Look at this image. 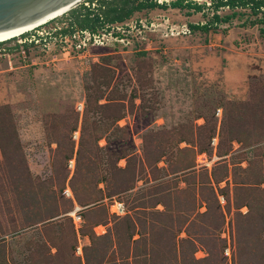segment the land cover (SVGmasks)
Segmentation results:
<instances>
[{
    "label": "rangeland",
    "instance_id": "1",
    "mask_svg": "<svg viewBox=\"0 0 264 264\" xmlns=\"http://www.w3.org/2000/svg\"><path fill=\"white\" fill-rule=\"evenodd\" d=\"M121 1L0 42V264H264L259 11ZM85 11L123 42L75 53Z\"/></svg>",
    "mask_w": 264,
    "mask_h": 264
},
{
    "label": "trees",
    "instance_id": "2",
    "mask_svg": "<svg viewBox=\"0 0 264 264\" xmlns=\"http://www.w3.org/2000/svg\"><path fill=\"white\" fill-rule=\"evenodd\" d=\"M165 5L166 3H159L156 2V0H122L119 7L112 9L117 14L108 18L106 21L108 23H119L125 20L134 11H140L142 9L163 8ZM167 5L174 8H182L183 6H186L189 8H193L194 10H198L202 7L200 4H196L195 2L190 1H187L185 2V4H182V0H170ZM209 5L212 9L210 17L203 23L189 24V27L191 29L199 28L207 30V28L211 26H216L219 23L227 22L236 15L242 14L234 10L235 8L247 7L251 11V14H257V11H259L260 16L258 21L261 25L259 31L261 33H264V0H209ZM222 7H227L231 9V12L226 14H219L218 9ZM82 8H84V6H82ZM76 12L77 9L75 8L69 11L70 14ZM89 13L90 12L86 11L82 13V17L78 22V25H81L80 29L86 28L92 32L95 29L92 22L94 20L98 22V18L97 16H95L93 19L88 18ZM90 19H92L93 21ZM88 23L90 24L87 25ZM98 24L101 23L98 22Z\"/></svg>",
    "mask_w": 264,
    "mask_h": 264
},
{
    "label": "water",
    "instance_id": "3",
    "mask_svg": "<svg viewBox=\"0 0 264 264\" xmlns=\"http://www.w3.org/2000/svg\"><path fill=\"white\" fill-rule=\"evenodd\" d=\"M81 1L0 0V34L47 22Z\"/></svg>",
    "mask_w": 264,
    "mask_h": 264
},
{
    "label": "built area",
    "instance_id": "4",
    "mask_svg": "<svg viewBox=\"0 0 264 264\" xmlns=\"http://www.w3.org/2000/svg\"><path fill=\"white\" fill-rule=\"evenodd\" d=\"M115 32L112 29H109L108 31L101 32V33H93V32H89V31H80L81 32V39H79L77 42L73 43V47H74V51L75 53H81L83 54V52H85V48H87V46H98V45H103L106 44L107 42H115V41H119V42H123L122 41V37H118L117 34L120 31V33H123V30L121 29L120 26H114ZM182 31V29H180ZM187 30V28H184L183 33H185ZM118 35H122L125 36L123 34H118ZM71 36V35H70ZM71 38H74V35L72 34ZM126 39V38H124ZM29 41V39H28ZM31 41V40H30ZM128 43V41H126ZM76 109L80 110L81 106L77 105ZM72 137L75 138L76 137V132H74L72 134ZM65 194H69L68 191H65ZM113 207L112 211L113 214L115 215H119L120 213H122V210H120V208L116 205H111Z\"/></svg>",
    "mask_w": 264,
    "mask_h": 264
},
{
    "label": "bare ground",
    "instance_id": "5",
    "mask_svg": "<svg viewBox=\"0 0 264 264\" xmlns=\"http://www.w3.org/2000/svg\"><path fill=\"white\" fill-rule=\"evenodd\" d=\"M41 24H43V23H40V24H38L36 26L35 25L34 26H29V27H25V28H22V29L10 31V32H7V33H2V34H0V42L4 41V40H7V39H10L12 37H17V36L27 32L29 30H32L33 28H35V27H37V26H39Z\"/></svg>",
    "mask_w": 264,
    "mask_h": 264
}]
</instances>
